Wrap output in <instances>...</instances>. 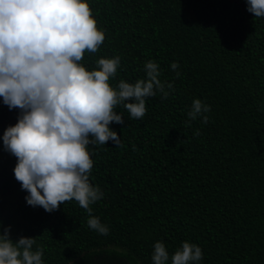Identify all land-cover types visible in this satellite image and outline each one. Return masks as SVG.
I'll list each match as a JSON object with an SVG mask.
<instances>
[{
  "label": "trees",
  "instance_id": "16d2710c",
  "mask_svg": "<svg viewBox=\"0 0 264 264\" xmlns=\"http://www.w3.org/2000/svg\"><path fill=\"white\" fill-rule=\"evenodd\" d=\"M87 2L105 40L80 63L91 71L119 55L109 79L116 87L145 78V62L154 60L175 91L147 98L142 119L115 109L125 123L110 127L123 147L89 146L90 181L104 193L92 215L107 235L88 227L74 199L51 213L27 204L17 158L3 146L20 110L0 97L3 227L14 241L35 238L44 264H152L157 241L170 257L185 241L199 245V264H264V18L247 11V0ZM195 99L211 106L209 120L186 127Z\"/></svg>",
  "mask_w": 264,
  "mask_h": 264
},
{
  "label": "clouds",
  "instance_id": "9594fccd",
  "mask_svg": "<svg viewBox=\"0 0 264 264\" xmlns=\"http://www.w3.org/2000/svg\"><path fill=\"white\" fill-rule=\"evenodd\" d=\"M247 4L255 18H264V0ZM104 40L87 0H0V97L10 110H20L18 123L3 134L4 150L17 158L15 178L28 193V205L51 213L74 199L89 214L88 227L107 235L108 226L92 215L91 205L104 193L90 181L89 146L112 141L123 147L110 127L125 123L115 109L122 106L132 119H142L147 98L160 93L166 99L175 88L161 81L154 60L145 62V78L111 86L119 55L98 59L91 71L80 63ZM178 68L177 62L171 64L173 71ZM210 111V105L195 99L186 127L197 118L208 123ZM34 244L30 237L14 241L11 226L0 222V264H44V250H33ZM202 259L201 247L188 241L171 257L162 241L152 253V264H199Z\"/></svg>",
  "mask_w": 264,
  "mask_h": 264
}]
</instances>
